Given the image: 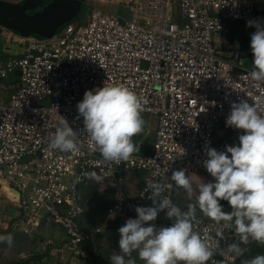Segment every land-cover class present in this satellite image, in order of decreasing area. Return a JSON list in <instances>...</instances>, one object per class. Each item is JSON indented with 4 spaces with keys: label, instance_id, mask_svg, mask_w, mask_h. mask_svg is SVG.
Returning <instances> with one entry per match:
<instances>
[{
    "label": "built area",
    "instance_id": "built-area-1",
    "mask_svg": "<svg viewBox=\"0 0 264 264\" xmlns=\"http://www.w3.org/2000/svg\"><path fill=\"white\" fill-rule=\"evenodd\" d=\"M84 5L89 10L85 23L73 21L49 39L22 37V50L9 47L6 59L0 60V183L18 195L13 201L23 215L21 224L33 230L43 218L52 221L76 253H83L80 244L87 238L78 220L84 212L79 187L87 174L114 181L113 202L106 212L124 225L136 218L137 206L152 203L147 183L164 182V194L179 205L181 192L170 179L174 171L184 169L203 175L205 183L215 182L203 166L205 149L223 152L225 146L239 143L229 134L243 131L226 126L233 102L247 100L264 115V83L251 78L253 68L242 65L234 42L217 40L229 35L228 23L233 22L253 34L256 29L248 21L264 24V4L86 0ZM106 83L131 89L141 101V116L157 120L151 155L134 152L116 164L93 150L82 131L83 117L77 118V104L87 90ZM60 116L79 132V151L49 148ZM126 170L143 173L142 188L135 194L117 177ZM220 204L231 209L225 200ZM198 217L194 231L215 248L207 264H240L239 258L221 251L239 241L235 231L225 229L224 222ZM150 223L166 227L172 221L164 210L161 220Z\"/></svg>",
    "mask_w": 264,
    "mask_h": 264
},
{
    "label": "clouds",
    "instance_id": "clouds-1",
    "mask_svg": "<svg viewBox=\"0 0 264 264\" xmlns=\"http://www.w3.org/2000/svg\"><path fill=\"white\" fill-rule=\"evenodd\" d=\"M248 26L256 29L250 40L253 53L250 75L254 81L264 83V24L251 20ZM77 109V118L83 117L82 131L105 161L120 164L139 151L133 137L144 130L145 121L141 116V101L131 89L106 83L102 88L87 90ZM226 126L242 130L243 134L238 136V144L225 146L223 152L211 147L205 149L207 159L203 166L215 182L200 180L194 184L184 169L174 171L171 181L185 192L189 201L193 197L196 200L195 205L188 203L186 210L164 194V182L147 183L152 206H137L136 218L127 219L118 229L120 252L111 254V264H135L134 252L144 264H207L215 255V248L208 245L205 236L194 231V223L200 221L197 210L204 218L224 222L225 229H232L239 236V241L222 247V252L239 258L248 251L241 244L251 240L264 245V115L254 104L241 99L231 104ZM78 133L60 116L49 148L79 151ZM87 175L98 179L95 173ZM221 200L228 202L231 212L223 210ZM164 210L166 218L172 221L171 226L157 227L150 223ZM219 237L224 238L223 232ZM13 239L11 234L0 235V243L9 247ZM242 264H264V254L243 260Z\"/></svg>",
    "mask_w": 264,
    "mask_h": 264
},
{
    "label": "crops",
    "instance_id": "crops-1",
    "mask_svg": "<svg viewBox=\"0 0 264 264\" xmlns=\"http://www.w3.org/2000/svg\"><path fill=\"white\" fill-rule=\"evenodd\" d=\"M4 1L18 3L23 0ZM228 26L230 29L229 35H220L217 38L218 42L225 40L234 42L237 45L238 50L242 53V65L246 66V64H250L244 61V59L245 56L253 58L251 48H249V50L242 48V46L245 45L243 43V28L246 27V25L233 22L228 23ZM0 35L8 36L11 38V42L15 41L17 43H20L19 39L22 38V36L4 29L1 26ZM0 54L7 56V52H5L2 45ZM142 118L145 121L144 130L138 134L136 139L143 136L144 140L148 139V144L152 143V148H145V150L151 151L149 154L151 155L153 152V140L157 128V120L147 115ZM186 175L192 177L194 184H199L200 180L205 183V178L201 174L191 173ZM117 177L124 178V172H119ZM113 185V180H100L99 185L96 186L94 190H91V192H93L90 193V197L93 196V198L88 197L87 193L90 192L88 190H86L87 192L83 195L81 194V191L79 193L80 202L84 206V212L78 218L80 227L87 235L86 240H90L92 242L95 255L105 264H111L109 257L113 252H120L118 243L120 235L118 229L123 226V224L118 219L109 217L107 214L105 220L100 222L98 219L99 214L96 200L102 199L104 202L107 201L108 206L111 205L113 202ZM135 186H142V180H138V177H136ZM1 188L2 183H0V235L6 236L11 234L14 239L11 247H9L6 243H0V264H83L87 258L85 252L83 250H81L83 253H76L72 251L65 232L59 226L58 227L61 231L58 232L53 230L51 223H49L50 220L43 218L39 227L33 230H30L27 226L21 224L23 215L20 209L13 199H10L8 196H4L1 193ZM179 190L181 192L179 206L183 210H186V205L188 203L194 204L196 202L195 197L189 201L185 192L182 189ZM85 205L86 207L87 205L92 207V211H87ZM221 205L223 206L224 211L229 209L225 205ZM86 215L88 217H86ZM197 216H201L198 215V210ZM84 217H86L85 225L83 221ZM260 246L264 245L251 240L247 244H241V247H247L246 249H248V251H246L242 257H239V263L242 264L243 260L251 259L253 256L261 253L259 250L261 249ZM133 257L135 258V264H144V262L139 259L137 253L134 252Z\"/></svg>",
    "mask_w": 264,
    "mask_h": 264
},
{
    "label": "water",
    "instance_id": "water-1",
    "mask_svg": "<svg viewBox=\"0 0 264 264\" xmlns=\"http://www.w3.org/2000/svg\"><path fill=\"white\" fill-rule=\"evenodd\" d=\"M45 1V4H43ZM86 0H0V26L22 37L49 39L77 20Z\"/></svg>",
    "mask_w": 264,
    "mask_h": 264
},
{
    "label": "rangeland",
    "instance_id": "rangeland-1",
    "mask_svg": "<svg viewBox=\"0 0 264 264\" xmlns=\"http://www.w3.org/2000/svg\"><path fill=\"white\" fill-rule=\"evenodd\" d=\"M257 1L260 2V3H262V4H264V0H257ZM43 4H45V1H43ZM88 14H89V10L84 5L83 6L82 14L75 21H78L81 24L85 23L86 20H87V18H88ZM2 28H4V27H2ZM4 29H6V28H4ZM243 31H244V34H243L244 41H243V43L245 45L242 46V48H246V49L249 50V48H250V40H251L250 29L246 26V27L243 28ZM10 40H11L10 37L5 36V35L4 36L0 35V49H1V45H2L4 47V50L5 51L9 47H12L14 51H21L22 50L23 45H21L20 43L15 42V41H12L11 42ZM244 61L250 63V64H246V67L247 68H253V66H252V64H253V58H249V57H246L245 56ZM5 94L8 95V92H6ZM34 104L35 105H41L36 100L34 101ZM239 135L240 134H232V133H230L229 134V138L232 139V140H237L238 141V136ZM147 141H148V139L147 140H144V138L142 136V137L134 140V144L136 145V147L137 146H140L143 149H145V148L146 149L147 148H152V143H149L148 144ZM136 177H138V180H142L143 179V173L142 172H137V171H132V170H126V171H124L125 187H126V191L127 192L128 191H131L132 193H136L139 190H141L142 186H135ZM81 187H82V189H81ZM79 188H80L79 190L81 191V194L82 195L87 192L86 190H88L87 187L86 186L83 187V185L82 186L80 185ZM90 193H92V192L90 191L89 193H87L88 197L89 198H93V196L90 197L91 196ZM96 204L98 205V209H97L98 210V214H99L98 215V219H99L100 222H102V221L105 220L106 214H107V212H106L107 211V207H108L107 201L104 202L102 199H98V200H96ZM150 206H152V203L150 204ZM85 207H86V205H85ZM92 209H93L92 207H90L89 205H87V207H86V210L87 211H89V210L92 211ZM231 211H232V209L229 208V209H226L225 212H231ZM163 213H164V211H161L158 214V217H157L156 220H161L163 218ZM198 215H201L202 216V213H200L199 210H198ZM86 217H88V216L86 215ZM86 217H84V219H83L84 225H85ZM49 223H51V227H52L53 230H56L58 232L61 231L60 228L57 225H55L52 221H49ZM120 225H122V224H120ZM260 247H261V249H259V250H260L261 253H259V254H264V246H260Z\"/></svg>",
    "mask_w": 264,
    "mask_h": 264
},
{
    "label": "trees",
    "instance_id": "trees-1",
    "mask_svg": "<svg viewBox=\"0 0 264 264\" xmlns=\"http://www.w3.org/2000/svg\"><path fill=\"white\" fill-rule=\"evenodd\" d=\"M62 28H60V29H62ZM6 57H7L6 55L0 54V60H2V59L4 60V59H6ZM233 141L238 143L237 140H233ZM137 148L139 149V151H136V152L139 154L141 153V154L149 155L151 153V151H147L145 149H142L140 146H137ZM99 181H100L99 178L98 179H90L89 176H87L86 181L82 185H83V187L86 186L88 191H91V190H94L95 187L99 185ZM81 189H82V187H81ZM80 249L83 250L85 252V254L87 255V258L83 262V264H105L95 255L94 246L90 240L85 239L80 244Z\"/></svg>",
    "mask_w": 264,
    "mask_h": 264
},
{
    "label": "bare ground",
    "instance_id": "bare-ground-1",
    "mask_svg": "<svg viewBox=\"0 0 264 264\" xmlns=\"http://www.w3.org/2000/svg\"><path fill=\"white\" fill-rule=\"evenodd\" d=\"M1 193L4 196H8L10 199H13L14 201L18 198V195L15 193V191L12 190L5 182L2 183Z\"/></svg>",
    "mask_w": 264,
    "mask_h": 264
}]
</instances>
